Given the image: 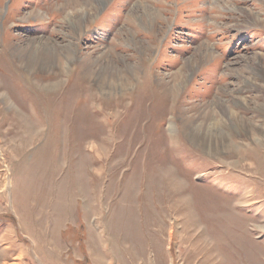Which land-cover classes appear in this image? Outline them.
Masks as SVG:
<instances>
[{
	"label": "rangeland",
	"instance_id": "obj_1",
	"mask_svg": "<svg viewBox=\"0 0 264 264\" xmlns=\"http://www.w3.org/2000/svg\"><path fill=\"white\" fill-rule=\"evenodd\" d=\"M0 263L264 264V0H0Z\"/></svg>",
	"mask_w": 264,
	"mask_h": 264
},
{
	"label": "bare ground",
	"instance_id": "obj_2",
	"mask_svg": "<svg viewBox=\"0 0 264 264\" xmlns=\"http://www.w3.org/2000/svg\"><path fill=\"white\" fill-rule=\"evenodd\" d=\"M144 9H148L146 6H144L143 7ZM150 8V7H149ZM98 9V8H97ZM142 9V8H141ZM133 10V9H132ZM135 10V9H134ZM150 10V9H149ZM148 11V10H147ZM152 11V10H151ZM151 11H148V13L146 12V14H152V15H154V12H151ZM135 13V12H134ZM134 13H131V16L133 17L135 14ZM156 16H158L156 13H155V15H154V17H156ZM149 18H151V17H149ZM50 53V52H49ZM186 70V69H185ZM118 99V98H117ZM119 100V99H118ZM102 110H103V107H102ZM109 116H111V115H109ZM114 116V115H113ZM120 116V115H119ZM106 119H108V116L106 117ZM105 119V120H106ZM117 120V119H116ZM103 122H105V123H107L106 121H103ZM215 122V121H214ZM213 123V122H212ZM217 124V123H216ZM109 135V134H108ZM0 264H3V263H0Z\"/></svg>",
	"mask_w": 264,
	"mask_h": 264
}]
</instances>
